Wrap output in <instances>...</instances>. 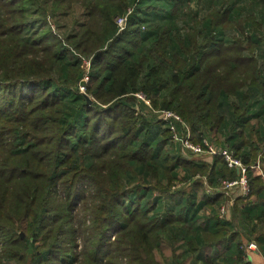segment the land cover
Returning <instances> with one entry per match:
<instances>
[{
	"label": "trees",
	"instance_id": "trees-1",
	"mask_svg": "<svg viewBox=\"0 0 264 264\" xmlns=\"http://www.w3.org/2000/svg\"><path fill=\"white\" fill-rule=\"evenodd\" d=\"M179 3L193 2L0 0V264H171L166 247L173 264H252V240L264 255V135L251 122L264 102L250 113L264 93L263 35L245 30L259 20L233 19V2L182 31ZM70 12L64 36L49 16L62 27ZM236 25L242 35L229 39ZM161 109L183 116L196 141L236 151L250 192L226 196L218 186L237 169L181 151ZM156 192L180 203L155 212ZM227 200L231 218L220 216Z\"/></svg>",
	"mask_w": 264,
	"mask_h": 264
},
{
	"label": "rangeland",
	"instance_id": "rangeland-1",
	"mask_svg": "<svg viewBox=\"0 0 264 264\" xmlns=\"http://www.w3.org/2000/svg\"><path fill=\"white\" fill-rule=\"evenodd\" d=\"M247 1L248 2H251L252 1L254 3L253 4V7H254L253 9H254L256 18L259 20V22H258L259 23V27L258 28L256 27V29H258V31H262L263 39L259 37L260 38L259 45H258V49H259V46H263L264 47V0H198L199 7H200L199 9L196 7L195 0L190 5L187 4L188 5V8L187 9L184 8L186 5H182V4L179 3L177 5V7H176L177 8V11H176V14H175L176 15V18H177L176 23H177L178 26H180V28H182V31H184L186 29L185 26H187L188 24H191V20H194V18H195L199 22V25L201 27L202 26L201 21L203 20V18L205 17L206 13L211 9V7L213 5H215L216 7H221V6L222 7H226L227 5H229V4L233 3V2H237L236 5L239 6L238 9H240L239 16H236L233 19L245 18L249 14V8L245 4ZM253 9H251V10H253ZM73 11H75V12H73ZM73 11H72L73 12V15L74 14L78 15L79 13H81V10H79L78 7H74L73 8ZM72 12H70L69 16H67V18H65L62 21V23H63V26L62 27H58L57 26V19H53L55 16H53V15H50L49 16V21H50L51 26L54 29H56L57 31H59L61 34H63L64 36L67 35L66 32L68 31V28L75 27L74 22H73V18L71 17L72 16ZM252 17H250V19H252ZM252 29H253L252 26L249 24V22L247 20V22L245 23V30L246 31L249 30V32H250V31H252ZM256 29H254L253 34L258 33V31ZM226 33H227L228 38L230 39V38L234 37V35H236V33L242 35V30L236 25V26L231 27L230 29H228L226 31ZM257 56H259V55H257ZM259 58H260V56H259ZM82 61H83L82 65L86 69V71L90 70L91 64H89V62H88V61H90L89 58H84V60H82ZM90 63H91V61H90ZM263 69H264V67H263ZM88 77L89 76L87 74L84 79L87 80ZM25 88L28 89L29 86L28 85H25ZM83 92H85V90ZM138 94L139 95H137V97H139V96L140 97H144V94L143 93H138ZM263 95H264V93L261 92V94H259L258 96H260V98H261V96H263ZM237 97H240V95H238ZM149 103H150V101H149ZM157 113H158V111L156 112V114ZM175 114L178 115L179 113L175 112ZM181 117L183 118V116H181ZM255 124H258V122L255 121ZM189 132L191 134V140L195 144H197L198 142H200L198 140L197 141L195 140L194 134H192V131H191L190 128H189ZM181 151L189 154L190 156L194 154V152L188 150L187 148H183ZM197 156H200V157L206 158V159H212V156H214V155L213 154H210V153H207V152H204V154H197V155L194 154V157L197 158ZM262 157H264V154H263ZM175 173H177V170H175ZM199 175L200 174H198V176ZM198 176L196 175L192 179L197 178ZM237 178L238 177H235L234 179H237ZM133 179L136 182L138 180V177L137 176H134ZM204 179L207 180L206 176H205ZM234 179H232V180H230L229 178L228 179L227 178L221 179V183L218 186L219 189H221L222 191H224L227 196H229L230 194H233V195H235V194H237V195H245L244 194V187H243V185H234L233 187L229 186L230 185V182H234ZM176 184H178L176 186V188H178V189L185 188L184 186L186 185V183L185 184L184 183H180V181H177ZM208 185H209V182L207 181V186ZM208 188L210 190L213 189L211 187H208ZM156 194L158 196L157 197L158 200L156 199V202L158 204L157 205V209L158 210L156 209L155 212H159L160 213V212L164 211L166 208L168 209V206H170V205L175 206V205H178L180 203V201L177 200V199H174L173 200V198H171V197H169V198H164L163 196L161 197V196L158 195L159 194L158 192H156ZM233 202H234V200L233 201H230V202H228V200H227V202L225 204H223L226 207V209H225L226 212H228V211L232 212L231 211V207L233 206L232 205ZM22 233H24V231H22ZM81 238H82L81 236H78V238H77V240H79V243H80L79 244V247L82 246L81 245L82 244ZM181 252H182V250H180V253ZM164 255H165L166 258L169 257V261H170L171 264L174 263V261L172 259L174 256H173V253H172V251H171L170 248L166 247L164 249ZM157 258L159 260L163 261V255L162 254H160V253L157 254ZM189 259H188V257L184 258V256L182 255V257L180 258V262H181V264L182 263L183 264H189V262L191 261Z\"/></svg>",
	"mask_w": 264,
	"mask_h": 264
},
{
	"label": "built area",
	"instance_id": "built-area-1",
	"mask_svg": "<svg viewBox=\"0 0 264 264\" xmlns=\"http://www.w3.org/2000/svg\"><path fill=\"white\" fill-rule=\"evenodd\" d=\"M188 2H193V0H187ZM133 12V9H130L127 14L122 15L117 19V25L122 31L123 29L126 28L127 21H128V16L130 13ZM90 64V61H88ZM82 90H85V87L82 86ZM137 95H139L137 93ZM140 99H144L147 102H149L146 98L145 95L144 97H140ZM157 117L160 119L164 120L168 126L170 127V130L172 132L173 138L176 142H180L182 148H187L188 150L194 152V154H204V152L210 153V154H220L221 156L224 157V160L227 163V166L231 169H237L238 171V178L234 179V182H230L231 187L234 185H243L244 187V194H248L251 190V187H249V182H248V166L243 162V160L237 155L236 151L231 150L227 147H218L216 144L211 142L209 138H204L202 141L198 142L195 144L191 140V134L189 132V126L187 122L182 118L179 114H175L173 110L169 109H161L157 113ZM181 127V130L179 127ZM187 134V135H186ZM256 166H259V161L255 164ZM234 196H237L235 194ZM234 199V198H233ZM233 201V200H231ZM226 207L223 205L221 207V216H224L226 214ZM248 251H254L258 248V245L255 241L250 242L247 246Z\"/></svg>",
	"mask_w": 264,
	"mask_h": 264
},
{
	"label": "crops",
	"instance_id": "crops-1",
	"mask_svg": "<svg viewBox=\"0 0 264 264\" xmlns=\"http://www.w3.org/2000/svg\"><path fill=\"white\" fill-rule=\"evenodd\" d=\"M246 4V6H248V8H249V13L251 12V13H253L254 12V7H253V2L251 1V2H246L245 3ZM251 9H253V10H251ZM250 24V23H249ZM251 26H252V31H250L249 32V30L247 31L248 33H250V34H253V32H254V29L256 28V26L257 25H253V24H250ZM236 35H238V36H241L240 34H238V33H236ZM257 52V53H256ZM255 55H256V57L258 58V60H260V64H261V66H263L264 67V47L263 46H261V47H259V49H258V46L255 48ZM257 55H259L260 56V58H259V56H257ZM264 102V99L261 97V98H259V102L258 103H254L253 104V108H252V112H250V113H254L255 111L254 110H257L258 109V105L260 104V103H263ZM258 111V110H257ZM252 123H255V121H254V119L251 121ZM258 124H259V126H257V128H259V131H261L262 133V135H264V119H260V122H258ZM256 125V124H255ZM248 126V125H247ZM250 126V125H249ZM251 127V126H250ZM254 127V126H253ZM239 129L241 130V127H240V125H239ZM249 130V129H248ZM255 130H253V132H254ZM244 141H243V145H242V147H241V151H243V152H245V153H247V152H250V151H252L253 150V146H254V144H250L248 141H249V139H243ZM257 145H259V146H262L261 147V149H259L260 150V153H259V158L263 161V158L264 157H262L263 156V154H264V142L263 143H260V142H258V144ZM252 149V150H251ZM211 187V186H210ZM226 195V194H225ZM227 196V195H226ZM221 213V212H220ZM220 216H221V214H220ZM223 217H227V218H231V212L230 211H228V212H226V214L223 216ZM253 241H255V240H252V241H250V242H253ZM249 242V243H250ZM256 242V241H255ZM257 243V242H256ZM250 259H251V262H252V264H264V255L262 254V252H261V250L259 249V246H258V248L256 249V250H254V251H251L250 253Z\"/></svg>",
	"mask_w": 264,
	"mask_h": 264
},
{
	"label": "water",
	"instance_id": "water-1",
	"mask_svg": "<svg viewBox=\"0 0 264 264\" xmlns=\"http://www.w3.org/2000/svg\"><path fill=\"white\" fill-rule=\"evenodd\" d=\"M88 100L91 101V99L88 97Z\"/></svg>",
	"mask_w": 264,
	"mask_h": 264
}]
</instances>
